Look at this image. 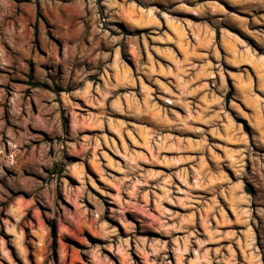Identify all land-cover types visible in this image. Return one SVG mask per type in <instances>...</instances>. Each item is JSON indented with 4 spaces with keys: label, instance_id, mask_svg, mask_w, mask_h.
Wrapping results in <instances>:
<instances>
[{
    "label": "rangeland",
    "instance_id": "obj_1",
    "mask_svg": "<svg viewBox=\"0 0 264 264\" xmlns=\"http://www.w3.org/2000/svg\"><path fill=\"white\" fill-rule=\"evenodd\" d=\"M172 21L264 49V0H0V264H264L255 76L174 83Z\"/></svg>",
    "mask_w": 264,
    "mask_h": 264
},
{
    "label": "crops",
    "instance_id": "obj_2",
    "mask_svg": "<svg viewBox=\"0 0 264 264\" xmlns=\"http://www.w3.org/2000/svg\"><path fill=\"white\" fill-rule=\"evenodd\" d=\"M170 27L175 29V31L178 32V36L174 35V38L169 36L168 38L162 37L163 41H165V44L175 43L178 45L181 49V52L183 53V56L176 61V68L173 70L174 73H176V77L178 79L174 80H180V79H186L187 77H191L192 79H196V72L200 70L201 75L205 77V79L208 81L212 79L211 77L215 75L214 78H216L217 83L220 84V87L227 86V84H230V78L227 76L225 72V68L228 67L231 70L235 71V68L241 67V66H250L252 70V74H254L255 78L251 73L244 72L243 80L240 84H244L246 89L252 93L253 96L256 98V103L258 106L261 107L263 113H264V97L262 96V93H259L260 91L264 94V54L254 53L247 45H244L241 40L236 38L235 36L229 35L224 32H220L218 45L216 46L214 42L215 34L213 29H205V28H198L193 24V22H186V21H177V22H170ZM194 35L195 37H199V42H192L187 43L185 41L186 37H190ZM173 35V34H172ZM223 36L225 37V40L223 39ZM227 41V42H226ZM184 42V44H183ZM208 45V46H206ZM215 48H211L210 51H208V47L214 46ZM227 46H230L228 49ZM165 52V51H164ZM228 52H233L232 57L229 56ZM242 52V53H241ZM235 54H237V58H235ZM254 60V66L252 64V61ZM197 62L200 63V66L197 65ZM239 73H242L241 71H238ZM194 73V74H193ZM231 79L233 80L235 86L238 85L240 81L237 82V79L234 78L233 72H231ZM191 79V80H192ZM191 80L183 81L184 83H187L188 89H184L183 86L180 87L181 91H179L180 97L175 101L176 103H180L181 106L187 108L188 100L195 95L196 91L198 90H189V86L191 85ZM178 82V84L183 83ZM208 85V84H206ZM206 85L203 87V91H206ZM209 86V85H208ZM178 91V90H176ZM259 91V92H258ZM208 94V93H207ZM207 98H210L209 95H207ZM198 100L200 103V108L197 107V118L205 117L206 115H210L211 119H217L222 115V107L227 110L229 105H231V102L233 100L231 97L226 101L225 98L223 100H216V102H209L205 100L204 98ZM178 101V102H177ZM197 104L199 105V103ZM239 103H237L238 105ZM238 109L240 112L244 113V110L246 108L242 105H238ZM239 112V113H240ZM195 115V114H194ZM241 115V113H240ZM196 133H198L196 142H194V145H200L206 147L208 145L212 150H215V147L212 145L213 142L220 143L222 147L228 148V143L225 141H228L229 136L228 134L224 135V141L222 139H218V134L215 132H211L213 137H209V134H203V132H198V130H195ZM262 131H264V124L262 126ZM246 135V136H245ZM203 136H206V141ZM245 137H247V134L243 132V134L240 133V142L245 141ZM249 139V137H247ZM227 139V140H226ZM233 139V138H232ZM212 140V141H211ZM212 143H211V142ZM193 143V142H192ZM229 152V150H226V153Z\"/></svg>",
    "mask_w": 264,
    "mask_h": 264
},
{
    "label": "trees",
    "instance_id": "obj_3",
    "mask_svg": "<svg viewBox=\"0 0 264 264\" xmlns=\"http://www.w3.org/2000/svg\"><path fill=\"white\" fill-rule=\"evenodd\" d=\"M218 36H219V31H218V29H216V38H218ZM259 53L264 54V49L259 50ZM231 93H232V92H231V89L228 90V91L225 93V100H226V101L231 97ZM244 190H245L247 193H250V189H249V187L245 186V187H244Z\"/></svg>",
    "mask_w": 264,
    "mask_h": 264
}]
</instances>
